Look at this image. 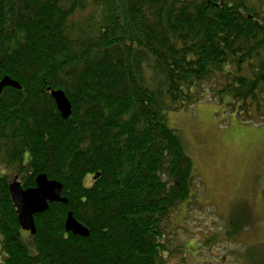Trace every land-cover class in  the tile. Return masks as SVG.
<instances>
[{
  "label": "trees",
  "instance_id": "16d2710c",
  "mask_svg": "<svg viewBox=\"0 0 264 264\" xmlns=\"http://www.w3.org/2000/svg\"><path fill=\"white\" fill-rule=\"evenodd\" d=\"M6 77L22 89L0 94L1 263L184 262L198 247L177 219L200 186L167 113L231 94L245 122L264 121V0H0ZM40 175L68 202L31 235L10 185ZM69 213L88 237L66 231Z\"/></svg>",
  "mask_w": 264,
  "mask_h": 264
},
{
  "label": "rangeland",
  "instance_id": "374dc122",
  "mask_svg": "<svg viewBox=\"0 0 264 264\" xmlns=\"http://www.w3.org/2000/svg\"><path fill=\"white\" fill-rule=\"evenodd\" d=\"M232 100L226 94L167 113L200 186L177 219V236L198 248L184 262L186 253L175 251L171 264H264V121L245 122Z\"/></svg>",
  "mask_w": 264,
  "mask_h": 264
},
{
  "label": "water",
  "instance_id": "95a60500",
  "mask_svg": "<svg viewBox=\"0 0 264 264\" xmlns=\"http://www.w3.org/2000/svg\"><path fill=\"white\" fill-rule=\"evenodd\" d=\"M6 87H14L21 90L18 82L6 77L0 81V94ZM51 95L55 100L58 110L64 119H68L72 114V105L65 93L61 90L51 91ZM37 185L35 188L24 189L21 182L16 177L10 185V194L18 211L21 229L24 232L35 235L37 227L35 224V216L45 213L49 209L51 203L67 204V199L62 198L63 185L57 181L49 180L46 175L37 177ZM66 231L74 235L88 237L89 229L79 223L72 213L68 214L66 221ZM0 264L1 261H0Z\"/></svg>",
  "mask_w": 264,
  "mask_h": 264
}]
</instances>
